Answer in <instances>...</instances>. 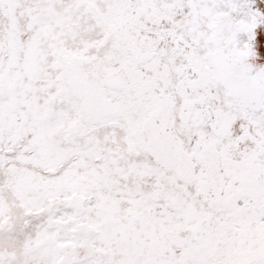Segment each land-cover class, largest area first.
Instances as JSON below:
<instances>
[{
    "label": "snow or ice",
    "instance_id": "obj_1",
    "mask_svg": "<svg viewBox=\"0 0 264 264\" xmlns=\"http://www.w3.org/2000/svg\"><path fill=\"white\" fill-rule=\"evenodd\" d=\"M0 264H264V0H0Z\"/></svg>",
    "mask_w": 264,
    "mask_h": 264
}]
</instances>
